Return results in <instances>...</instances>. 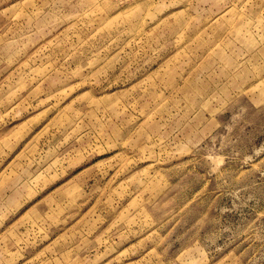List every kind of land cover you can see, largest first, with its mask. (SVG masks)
I'll list each match as a JSON object with an SVG mask.
<instances>
[{"label": "rangeland", "instance_id": "rangeland-1", "mask_svg": "<svg viewBox=\"0 0 264 264\" xmlns=\"http://www.w3.org/2000/svg\"><path fill=\"white\" fill-rule=\"evenodd\" d=\"M0 264H264V0H0Z\"/></svg>", "mask_w": 264, "mask_h": 264}]
</instances>
